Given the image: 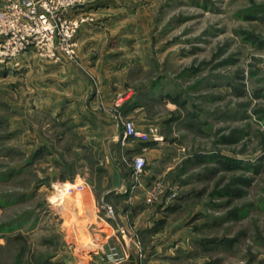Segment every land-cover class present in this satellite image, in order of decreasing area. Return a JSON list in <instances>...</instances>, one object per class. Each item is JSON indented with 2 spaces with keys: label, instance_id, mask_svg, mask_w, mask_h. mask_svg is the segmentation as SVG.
I'll list each match as a JSON object with an SVG mask.
<instances>
[{
  "label": "rangeland",
  "instance_id": "1",
  "mask_svg": "<svg viewBox=\"0 0 264 264\" xmlns=\"http://www.w3.org/2000/svg\"><path fill=\"white\" fill-rule=\"evenodd\" d=\"M27 1L52 22L54 54L27 51L73 63L102 99L100 76L80 60L89 53L110 76L102 117L118 130L127 119L143 137L134 154L105 147L113 174L94 167L102 154L92 148L76 158L80 140L70 123L27 112L39 128L37 147L32 131L13 124L12 91L27 87L8 72L21 63L0 61V264L118 262L123 254H90L79 236L82 221L74 222L69 203L85 185L98 215L124 223L139 241L128 253L133 263L264 264V0H47L48 9ZM139 155L145 165L135 175ZM116 177L138 203L107 200ZM66 184L67 202L55 206ZM151 208V228L137 237L133 220Z\"/></svg>",
  "mask_w": 264,
  "mask_h": 264
},
{
  "label": "crops",
  "instance_id": "2",
  "mask_svg": "<svg viewBox=\"0 0 264 264\" xmlns=\"http://www.w3.org/2000/svg\"><path fill=\"white\" fill-rule=\"evenodd\" d=\"M86 26L83 28H86ZM83 30L85 31V29H81L80 31ZM90 57L91 55L89 53L84 52L80 55V60L85 64L88 63L93 65L91 67L92 70L100 76L103 83L101 90L103 93L102 99H100L98 95L93 96L94 92H91L88 79L82 76L80 69L73 63L71 64L65 61L52 62L49 60L40 61L33 51H26L19 60V63H21L20 67L22 68L12 69L8 72V78L12 79V81L25 80L27 87L24 92L21 87L16 85V92L12 91V94L18 97L17 99H13L12 104L15 113L13 124L15 125V130L29 129L32 131L31 134L33 135L34 142L36 145L38 144L37 147H39L41 146L38 139L39 128L38 126L35 127L32 125L33 123H31V120L26 119L27 112L28 114H35L36 112L44 111L51 114L55 121H57L56 119H58L59 116V120L62 123L68 122L73 126L72 132L73 134L76 133L77 135L75 138L80 140V145L75 149L78 150V152H75V155H77L76 158L82 159L86 157V154L84 156L80 151L92 148L94 153L98 152V154H102L99 158L97 154L94 155V167L100 164L101 167L106 168L108 172L116 174L118 169H116L115 159L112 154L107 152L106 148H110V146L113 149L119 148L121 150L122 148L125 153L134 154V145L140 143V141L138 139L124 138L122 129L118 130L115 122H111L105 116L102 117L103 114L100 112L101 107H99L100 100H108L109 97L111 98L110 95L113 91L111 87L107 85L110 76L102 71L98 61L91 62ZM110 82H112L111 78ZM105 142H107V146H104ZM46 145H48V143ZM54 157L55 156L51 155L50 158H48L49 161L50 159H54ZM79 164L82 165L83 163ZM82 174H87V171L76 170L74 172V176ZM67 185L68 184L64 186V190H60L57 194L60 195V193H64L65 197H67V189L69 187ZM128 185L127 180L120 181L118 177H116L113 185L108 187L115 195L108 196L107 200L117 203L130 198L129 192L127 191ZM78 191H80L79 199L76 198V201H70L71 203L69 204L75 210L74 215H72L75 220L74 222L77 220L82 221L81 225L83 228H81V230L83 233L79 236H84L86 240H88L86 251L90 254H101L108 253L111 248H114L118 253L123 255H121V259H119L118 262H109V264H136L128 259V253L136 250L139 241L136 242L135 238H133V240L129 238L130 232L125 225L123 228H120L124 223L121 222L120 224L116 219L112 222L106 221L104 217L98 215L93 195L86 185L79 188ZM120 194H122V196ZM65 197L59 200L58 205H60L61 202H67ZM73 197L75 198L77 196L75 195ZM130 200L132 204H136L140 201V197L134 196L130 198ZM124 209H126V211L123 212L121 209H118L117 214L122 221L127 218V214L130 210L128 207ZM148 210L143 209L142 211H138L133 220L134 229L132 231H134V233L136 231L137 237L140 236L142 232L149 231L151 228L150 220L156 217L154 208H151V211ZM120 212H122V214ZM82 226H78L76 230L73 229L72 232L70 231L71 235H74L75 238L79 237L78 228Z\"/></svg>",
  "mask_w": 264,
  "mask_h": 264
},
{
  "label": "built area",
  "instance_id": "3",
  "mask_svg": "<svg viewBox=\"0 0 264 264\" xmlns=\"http://www.w3.org/2000/svg\"><path fill=\"white\" fill-rule=\"evenodd\" d=\"M4 9L0 10V61L19 64L22 56L29 48L35 47L38 52L48 50L50 55L54 27L52 22L43 14L37 15L34 7L27 0H0ZM47 7V0H41ZM65 23V22H63ZM62 26V25H61ZM63 37L69 36L66 25L62 30ZM63 41H66L63 38ZM122 122V135L124 138H142L143 134L135 128L133 122L124 119ZM145 165L143 156H136L132 161L133 173H140Z\"/></svg>",
  "mask_w": 264,
  "mask_h": 264
},
{
  "label": "bare ground",
  "instance_id": "4",
  "mask_svg": "<svg viewBox=\"0 0 264 264\" xmlns=\"http://www.w3.org/2000/svg\"><path fill=\"white\" fill-rule=\"evenodd\" d=\"M64 186H65V185H64ZM67 186H68V185H67ZM66 188H67V187H66ZM68 188H69V187H68ZM75 190H76V189H75ZM62 192H63V191H62ZM64 197H65L64 193H60V195H58V199H57L58 201H57V200H54V201H53V202H56V201H57V203L55 204V206L58 205L59 200H60V199H63Z\"/></svg>",
  "mask_w": 264,
  "mask_h": 264
}]
</instances>
